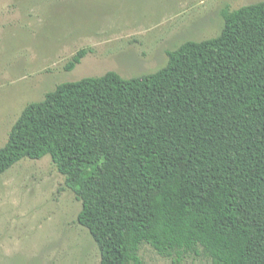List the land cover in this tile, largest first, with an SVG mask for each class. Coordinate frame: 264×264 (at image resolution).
Returning <instances> with one entry per match:
<instances>
[{"label":"trees","instance_id":"obj_1","mask_svg":"<svg viewBox=\"0 0 264 264\" xmlns=\"http://www.w3.org/2000/svg\"><path fill=\"white\" fill-rule=\"evenodd\" d=\"M221 15L219 35L169 50L154 73L59 83L0 147V174L50 155L100 264H143L144 244L174 264H264V1Z\"/></svg>","mask_w":264,"mask_h":264},{"label":"rangeland","instance_id":"obj_2","mask_svg":"<svg viewBox=\"0 0 264 264\" xmlns=\"http://www.w3.org/2000/svg\"><path fill=\"white\" fill-rule=\"evenodd\" d=\"M264 0H0V147L24 108L59 83L154 73L169 50L219 35L221 10ZM91 48L74 69L66 65ZM82 209L50 155L0 174V264H100ZM143 264H174L150 244ZM179 264H214L191 255Z\"/></svg>","mask_w":264,"mask_h":264}]
</instances>
